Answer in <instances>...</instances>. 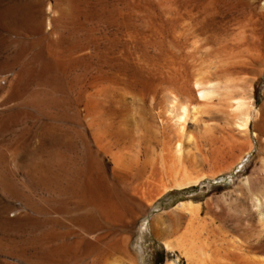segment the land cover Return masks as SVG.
Instances as JSON below:
<instances>
[{
  "label": "rangeland",
  "instance_id": "374dc122",
  "mask_svg": "<svg viewBox=\"0 0 264 264\" xmlns=\"http://www.w3.org/2000/svg\"><path fill=\"white\" fill-rule=\"evenodd\" d=\"M198 68L211 69V76L215 71L233 92L237 88L209 109L253 88L242 98H253L258 112L252 124L255 152L234 189L220 179L206 181L210 187L170 190L158 203L163 213L152 222L153 234H144L143 251L137 245L141 221L133 219L147 203L137 207L134 197L144 190L150 170L161 167L159 159L168 158L163 130L167 135L172 125L157 104L163 87L184 84ZM263 75L264 0H0V264H188L180 249H160L157 240L193 241L190 234L198 228L212 245L207 250L213 261L264 264V206L253 201H264ZM201 118L186 123L197 138ZM197 143L183 150L194 165ZM220 150L203 156L213 161ZM244 152L230 154L224 168ZM211 161L198 170L207 175L223 168ZM143 166L148 174L141 173ZM90 178L107 181L117 193L126 186L108 224L93 198L85 200L92 197ZM108 180L114 182L108 186ZM118 181L120 186L111 185ZM189 201L200 209L196 218L179 208Z\"/></svg>",
  "mask_w": 264,
  "mask_h": 264
},
{
  "label": "bare ground",
  "instance_id": "6f19581e",
  "mask_svg": "<svg viewBox=\"0 0 264 264\" xmlns=\"http://www.w3.org/2000/svg\"><path fill=\"white\" fill-rule=\"evenodd\" d=\"M7 10V9H6ZM209 56V55H208ZM219 60V59H218ZM204 61V59H203ZM207 62V61H206ZM205 65V64H204ZM198 66V65H197ZM202 67V66H201ZM210 67V66H208ZM197 69V68H196ZM199 70L197 72H194L191 77L186 81L184 82V84H181L179 85V81H176L178 84H172V85H168V86H165L163 87L162 91H161V99H160V102L157 104V106L159 107V109L161 110L160 112V116L166 118L167 121H170V123L172 122V125L170 127V131L169 133L166 135L164 134V130H163V135H164V145L166 147V149L169 151V154L168 156L166 155L167 153H165V155L168 157L166 158V156H164V161H162V159H159L160 162L162 163H159L161 165L158 166L160 167L158 169L154 167V165H152L151 167L153 168L154 167V170H150V171H153L150 176L151 178L149 179V181H145L144 180V176L143 178L141 179L140 177H142V175H138L139 179L140 180H144L146 183V186L145 188H143L144 190H142L141 193L139 194H136V197H134V200L136 203V206L140 205L139 203L142 204V202H146L147 204L145 205V209L144 210V213L142 215H139L133 219V222H137V221H141L140 223V226H139V231L137 233V236H140L137 240V245L143 249V251H146L145 247L143 246V241L145 240L144 238V234L147 233V234H150L152 233L153 234V230H152V222L155 221L158 217V215L160 213H163V212H159L161 210V206L158 204L159 201L164 198L169 192L170 190L172 191L173 190H177V191H182V190H186V189H189L191 187H195V186H199V185H206L207 187H210V185H207L206 184V181L207 182H210L213 184V182L216 180H220L221 179V182L225 183L227 186H231V188H229L230 190L231 189H234V187L237 185V182L240 181L242 179V174L243 172L248 168V162L250 160V158L252 157L251 154H252V151H254V146L252 145V136L253 138H257V134L252 130V124H254V122L258 119V112L257 110L255 109V105L253 107L252 105V99L251 101L250 100H246L244 98H242V96L244 97L245 95V98H246V92L245 94L243 95V91L246 90L245 89H242L244 88L243 86L241 89L243 91L239 92L241 93V99L239 98H235V97H231L228 96V100L226 101V104L225 106L222 105V108H219L217 109L216 107L218 105H220L219 103H223L225 102V99L223 98H226L227 99V95H229V93L233 92V90H235L229 83V86L232 87V90L231 88H229L228 84L225 82L227 81L226 79L224 80L223 77L221 78H217V77H214V76H218L217 73L214 71V73L216 75H212L211 74L209 75V71L211 69L208 70V73H207V68L206 69H203V70H206L203 71V70H200L201 68H198ZM215 70V69H214ZM227 73V71H225ZM189 74V73H188ZM228 75V74H227ZM225 77V76H224ZM229 77V76H228ZM230 78V77H229ZM222 80V85L217 83L218 81L216 80ZM231 79V78H230ZM233 79V78H232ZM257 79V78H256ZM183 80V79H182ZM235 80V78H234ZM237 81L239 79H236ZM255 80V79H254ZM253 80V81H254ZM225 82V85H224V82ZM236 81V82H237ZM242 81L244 82H249V81H245L242 79ZM263 81H264V75H263ZM232 82H235L232 80ZM235 82L234 86L236 87L237 83ZM182 83V82H181ZM238 84L239 81H238ZM191 85V88H189ZM224 85V86H223ZM247 85H252V83H248ZM239 85V87H241ZM248 88H250L249 86H247ZM195 88V89H193ZM230 89V92L227 93V91ZM253 89V88H252ZM252 89L250 91H252ZM193 90H195V93H196V97L194 95V92ZM47 91V90H46ZM191 91V93H190ZM248 92V94L251 92L246 90ZM57 92V91H56ZM237 93V88H236V91H234L233 93ZM253 92V91H252ZM193 93L194 97L191 95ZM230 93V94H231ZM253 94V93H252ZM251 94V95H252ZM113 95V94H112ZM238 95V94H237ZM240 95V94H239ZM226 96V97H225ZM44 97V96H43ZM133 97V96H132ZM238 97V96H236ZM252 97V96H251ZM250 97V98H251ZM249 98V97H248ZM223 99V100H221ZM217 101L219 102L216 107L215 110H212V109H209L208 107L210 106L211 103H213L214 101ZM223 101V102H222ZM254 102V101H253ZM255 103V102H254ZM253 103V104H254ZM214 104V103H213ZM211 105L210 107H213L214 105ZM156 107V106H155ZM221 107V105H220ZM153 109V108H152ZM259 111V110H258ZM204 114V115H203ZM205 114L208 115V117H204ZM203 115V116H202ZM141 116V115H140ZM202 116V118L200 119V122L201 124L199 126H197V129L196 127L194 128L195 130H198L199 131V137L197 138V136L195 137L194 134H196V132L194 134H192V130L191 132H187L186 131V123H187V120L189 118H192V121H195L196 119H198V117ZM162 119V118H160ZM156 120V119H155ZM165 120V119H163ZM197 122V121H196ZM165 123H168V122H165ZM164 125V124H163ZM162 125V126H163ZM168 125V124H167ZM197 125V124H196ZM113 126H114V123H113ZM116 126V125H115ZM255 127V126H254ZM138 128V127H137ZM140 128V127H139ZM147 128V127H146ZM163 128V127H162ZM155 129V128H154ZM191 129V128H190ZM193 129V130H194ZM151 130V129H150ZM160 130H158L159 132ZM123 132V131H122ZM128 132V131H127ZM149 132V131H147ZM155 132V131H154ZM161 132V131H160ZM159 132V133H160ZM137 133V131H136ZM135 133V134H136ZM157 133V132H156ZM144 134V133H143ZM102 135V134H101ZM127 135V134H126ZM156 135V134H155ZM162 135V134H160ZM159 135V136H160ZM120 136V135H119ZM125 136V135H124ZM141 138V141H144V138L142 140V136H140ZM123 140L124 138L121 137ZM160 138V137H159ZM139 139V140H140ZM153 139V138H152ZM157 139V138H156ZM101 140V139H99ZM126 140V139H125ZM134 140V138H133ZM162 141V138L160 139ZM252 140V141H251ZM117 141V140H116ZM136 141V140H134ZM133 141V142H134ZM140 141V146L141 144L143 145V143H141ZM154 141V140H153ZM157 141V140H156ZM255 141V139H254ZM253 141V142H254ZM99 142V141H98ZM197 143V148L199 149V154H195V160L194 163L195 165L191 162L192 160L188 159L187 158V155L184 157V153H183V150L186 146H190L194 143ZM126 143V142H125ZM138 143V142H136ZM123 144V143H122ZM121 144V145H122ZM145 144V143H144ZM159 144V143H158ZM255 144H258L257 141L255 142ZM137 145V144H136ZM146 145V144H145ZM216 145L218 146L217 148H222L223 151L220 150V154H215L216 158L215 160L211 161V157L209 159V161H211V163L213 162L214 164H222L221 167H223L222 169H220L219 171L215 170V171H212L210 172L209 174L207 175H204L205 173L202 171V168L200 169L203 173L200 172V170H198L199 167L203 166L205 164L209 165V161H208V158L205 159L204 156H208L209 153H214V152H219L218 150L214 149V147L216 148ZM125 146V144H124ZM161 146H162V143H161ZM196 145H193V148L190 147V151H191V148L194 149L196 147H194ZM200 146V147H199ZM118 147V146H117ZM130 147V146H129ZM151 147V146H149ZM256 147V146H255ZM127 148V147H126ZM125 148V149H126ZM132 148V147H130ZM141 147H139L138 145V149H140ZM143 148V146H142ZM164 148V147H163ZM103 149V148H102ZM146 149V147H145ZM144 149V150H145ZM148 149V147H147ZM146 149V150H147ZM166 149L164 148L163 150L166 151ZM188 148L185 149V151L187 150ZM197 149V150H198ZM245 149V150H244ZM101 150V149H100ZM129 150V149H128ZM145 150V151H146ZM162 150V152H163ZM196 150V149H194ZM240 151L242 152L245 151L243 153V156L239 159H237V161L232 164L231 166H227L226 168H224V165H226V161L229 157L230 154H235L237 151ZM134 151V150H133ZM137 151V149H136ZM144 151V152H145ZM155 151V150H154ZM189 151V152H190ZM193 151V150H192ZM192 151L191 153L189 154H192ZM236 151V152H235ZM131 152V151H130ZM139 153H142L143 150H139L138 151ZM150 152V151H149ZM187 152V151H186ZM224 152V153H223ZM232 152H235V153H232ZM255 152V151H254ZM132 153V152H131ZM130 153V154H131ZM139 153H137V156H139V158L141 157L140 155H138ZM164 153V152H163ZM195 153V152H193ZM197 153V152H196ZM89 154V153H88ZM121 154V153H120ZM129 154V152H128ZM154 154V153H153ZM184 154V155H183ZM188 154V155H189ZM204 154V156H203ZM206 154V155H205ZM87 155V154H86ZM85 155V156H86ZM144 155V154H143ZM96 156V155H95ZM122 156V154H121ZM193 156V155H191ZM212 156V155H210ZM215 156H212V157H215ZM90 157V156H89ZM92 157V156H91ZM98 157V156H97ZM132 157V156H131ZM190 157V156H188ZM232 157V156H231ZM88 158V157H87ZM119 158V157H118ZM128 158V157H127ZM186 158L189 161L186 160ZM191 158V157H190ZM199 158V159H198ZM94 159V158H90L88 160V162H91V160ZM137 159V158H136ZM156 159V158H155ZM153 159V160H150L151 162L154 161L155 163L156 160ZM192 159V158H191ZM214 159V158H212ZM85 160V159H84ZM145 160V159H144ZM185 160L190 163V165H194L193 168L189 167L186 165V162ZM252 160V158H251ZM93 161V160H92ZM87 162V160H86ZM118 162V161H117ZM120 162V161H119ZM118 162V163H119ZM144 162H147V161H144ZM150 162V163H151ZM154 162H152L153 164H155ZM85 163V162H84ZM83 163V164H84ZM94 163L95 165L97 164V162H92ZM100 163V162H99ZM115 163H116V160H115ZM114 163V164H115ZM121 163V162H120ZM124 163V162H123ZM137 163H140L139 160ZM143 163V162H141ZM148 163V166L150 167L149 165V162ZM250 163V162H249ZM134 164V163H133ZM102 165V164H101ZM158 165V163L156 164ZM90 168H91V164L89 165ZM99 166V165H98ZM101 167V166H100ZM103 167V165H102ZM101 167V168H102ZM120 167V164L119 166H116V169ZM134 167V165H133ZM147 167V165H146ZM144 168V166L142 167L141 171L146 169L148 170L147 168ZM148 167V168H149ZM220 167V168H221ZM50 168V167H49ZM126 168V167H124ZM137 168V166H136ZM141 168V167H140ZM139 167L137 168L138 170L140 169ZM162 168V169H161ZM52 169V168H51ZM84 169V167H83ZM151 169V168H149ZM81 170V169H79ZM87 170V168L85 169ZM84 170V171H85ZM92 170V168H91ZM96 170V169H95ZM103 170V169H102ZM105 170V169H104ZM119 170V168L117 169ZM127 170V169H126ZM131 170V169H130ZM129 170V171H130ZM145 170V171H146ZM83 171V170H82ZM81 171V172H82ZM88 171V170H87ZM94 171V170H93ZM114 171V170H113ZM120 171V170H119ZM118 171V172H119ZM125 171V170H123ZM119 172V175L121 173L124 174V172ZM128 171V170H127ZM133 175L136 176V173L134 174L133 172V169L131 170ZM149 171V170H148ZM47 172V171H46ZM96 172V171H95ZM102 172V171H101ZM104 172V171H103ZM144 171H142L141 173H143ZM79 173V172H78ZM77 173V174H78ZM84 173V172H82ZM87 173V172H86ZM93 173V172H92ZM90 172V175L92 174ZM100 173V171H99ZM128 173V172H126ZM140 173V174H141ZM145 173L148 174V172L146 171ZM145 173H143L145 175ZM62 174V173H61ZM94 174V173H93ZM97 174V172L95 173ZM102 175V173H100ZM120 175L122 178L125 177V175L123 176ZM129 174V173H128ZM81 175V174H80ZM89 175V174H88ZM89 175V176H90ZM130 175V174H129ZM126 175V177H131V175ZM132 175V177H133ZM50 176V175H49ZM56 176H57V173H56ZM82 176H85V175H82ZM93 176V175H92ZM96 176V175H95ZM94 176V177H95ZM104 176V175H103ZM52 177V176H51ZM91 177V176H90ZM101 177V176H99ZM116 178V176H114ZM114 177H112L114 179ZM55 178V177H54ZM57 178V177H56ZM78 178V177H77ZM103 178V177H102ZM101 178V180H102ZM108 178V177H107ZM120 178V177H119ZM59 179V178H58ZM81 179V177H80ZM88 179V178H87ZM92 178H90L91 180ZM104 179V178H103ZM112 179V180H113ZM118 179V177H117ZM138 179V178H137ZM138 179V180H139ZM148 179V178H146ZM54 180V179H53ZM56 180V179H55ZM78 180V179H77ZM83 180V179H81ZM85 180V179H84ZM83 180V181H84ZM111 180V181H112ZM115 180V179H114ZM119 180V179H118ZM122 180H125V179H122ZM127 180V179H126ZM131 180V179H130ZM251 179L250 178H247L245 179V183L249 186V189L251 188ZM60 181V180H59ZM88 181V180H87ZM92 181V180H91ZM108 180V183L111 182ZM237 181V182H236ZM82 182V181H81ZM90 182V181H89ZM104 182V181H103ZM102 181L99 180H94L93 178V181L92 183L89 185V192H90V195L92 196L91 198H89V196L85 195L84 191H82L85 195L87 196V200L90 199L94 200V206L96 208V210L98 211V213L100 214V217H103L104 218V221H106L107 223V220L106 219H111L113 218L114 216L117 215V211H118V207L120 206V203L122 201V198H120L119 194L120 193L119 191L122 189L123 191V188H125L126 186H122L120 190H117L118 193L116 192V189H111L112 186H109L110 183L108 184L109 188L107 187V185H105L107 183H103ZM114 182V181H112ZM119 183H112L111 185L115 186L116 184H119L118 186H120V181H118ZM125 182V181H123ZM128 182H129V179H128ZM142 182V181H141ZM87 183V182H86ZM218 183H220L218 181ZM57 184V183H56ZM80 184V183H79ZM123 185V184H122ZM220 185V184H219ZM223 185V184H222ZM88 186V185H87ZM83 187V186H82ZM134 187V186H133ZM115 188V187H114ZM117 188V187H116ZM120 188V187H119ZM84 190L86 189V187L83 188ZM138 189V188H137ZM207 189V188H206ZM209 189V188H208ZM135 190V189H134ZM87 191V190H86ZM126 191V189H125ZM137 191V190H136ZM251 191V190H250ZM131 192V191H130ZM140 192V190H139ZM252 192V191H251ZM250 192V193H251ZM123 193V192H122ZM180 193V192H179ZM135 194V192H134ZM133 194V195H134ZM132 196V195H131ZM85 198V197H84ZM126 199V196L124 197ZM123 198V199H124ZM257 198V197H256ZM129 199V197H128ZM131 199V198H130ZM263 199V198H262ZM261 199V200H262ZM84 200V199H83ZM92 200V201H93ZM261 200L259 198H257L256 200L254 199L253 197V201H254V205L255 206H258L260 207V204L256 205V203H261V207L260 208H263L262 206H264V201L261 202ZM88 201V202H89ZM125 201V200H123ZM87 202V203H88ZM91 202V201H90ZM132 203V201H131ZM138 203V204H137ZM92 204V203H90ZM123 204V203H122ZM121 204V206H123ZM128 204V203H127ZM149 204V205H148ZM86 205V204H85ZM89 205V204H88ZM93 206V205H92ZM127 206V205H126ZM125 206V207H126ZM137 206V207H138ZM85 207V206H84ZM142 207V206H141ZM257 207V208H258ZM91 208V207H89ZM136 208V207H134ZM140 208V207H139ZM179 208L182 209V211L190 216L191 217H198L200 215V209L199 207H197L192 201H189V202H186V203H183L179 206ZM258 208V209H260ZM264 209V208H263ZM262 209V210H263ZM163 210V209H162ZM257 210V209H255ZM96 212V211H95ZM125 212V211H124ZM123 212V213H124ZM140 212V211H139ZM157 212V213H156ZM159 212V214H158ZM258 212H261V209L260 211L258 210ZM264 212V211H263ZM122 213V212H121ZM122 213V214H123ZM135 213V212H134ZM97 214V212H96ZM126 214V213H124ZM123 214V215H124ZM137 214V213H136ZM261 214V213H260ZM264 214V213H263ZM98 215V214H97ZM259 215V213H258ZM99 217V215H98ZM100 217H99V220H100ZM121 217V216H120ZM128 217V215L126 216ZM260 217V216H259ZM264 220V217L261 216ZM132 218V216H131ZM114 219V218H113ZM111 219V220H113ZM193 219V218H192ZM115 220V219H114ZM113 220V221H114ZM262 220V219H260ZM262 220L261 222V225L263 223V228H264V221ZM110 221V220H109ZM102 222V223H103ZM112 222V221H111ZM109 223V224H112V223ZM108 224V223H107ZM260 225V224H259ZM206 227V226H205ZM169 229H167V232H169ZM195 234L194 233H191V237L194 239L192 242L190 241H183V242H180L178 243V241H176V244H173L170 243V241H167V240H157V243L159 245V248L160 249H163V250H168V251H174L175 249H180L181 252H183L184 254L182 255H185V259H187L186 261L188 262V264H212L213 262V258H212V255L209 254V251L207 250V248L209 247L206 245L205 243V239L203 237L204 233L201 229H197V230H194ZM154 236V235H153ZM187 237V236H186ZM185 237V238H186ZM155 238V237H154ZM189 238V237H187ZM157 239V238H156ZM205 240V241H204ZM204 241V242H203ZM210 250V249H209ZM212 252V251H211ZM233 252V251H232ZM237 252V251H236ZM230 253V252H229ZM228 253V255H230ZM136 254H137V257H139V254L138 252L136 251ZM221 254V253H220ZM215 255V254H214ZM143 256V255H141ZM147 257V255H145ZM225 256V254H224ZM231 256V255H230ZM228 256V257H230ZM227 257V258H228ZM218 260V258H216ZM144 260V259H143ZM223 260V259H221ZM220 260V261H221ZM179 260H176V263H178ZM219 261V262H220ZM230 261V260H229ZM144 262V261H143ZM142 262V263H143ZM218 261H216V263H219ZM233 262V261H232ZM144 264V263H143ZM221 264V263H219ZM223 264V263H222Z\"/></svg>",
  "mask_w": 264,
  "mask_h": 264
}]
</instances>
